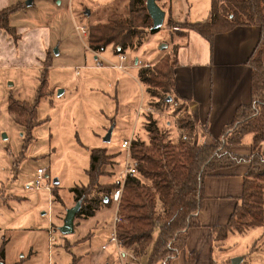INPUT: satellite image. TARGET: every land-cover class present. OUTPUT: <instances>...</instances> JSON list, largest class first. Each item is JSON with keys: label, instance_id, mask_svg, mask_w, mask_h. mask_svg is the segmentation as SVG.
Segmentation results:
<instances>
[{"label": "rangeland", "instance_id": "obj_1", "mask_svg": "<svg viewBox=\"0 0 264 264\" xmlns=\"http://www.w3.org/2000/svg\"><path fill=\"white\" fill-rule=\"evenodd\" d=\"M16 3L22 7L10 15V30L0 28V246L6 239L5 264L20 259L24 264H150L153 244L131 260L129 250L118 249L121 246L112 241L115 202L101 206L94 216L75 219L73 233L63 234L60 228L76 205L71 188L89 183L92 149L114 155L115 162L100 177L101 183H112L124 168L127 151L122 143L134 136L148 141L151 118L163 124L160 129L167 138L177 140V126L187 119L183 101L176 103L175 92H168L164 95H170L169 101L157 107L158 98L139 80L138 68L166 56L174 59L175 43L184 36L169 26V19L205 21L211 0H158L166 11L165 22L122 53L127 58L125 71L113 67L120 62L113 45L99 56L88 37L91 26L115 14L126 15L130 0H0V10ZM140 21L137 18V27ZM49 57L45 77L50 93L39 102L41 122L30 129L33 138L26 140L28 131L9 114L10 101H34ZM252 140L253 134H248L242 147ZM38 168L46 170L52 188L59 180V200L52 191L36 187ZM216 241L212 264H233L236 257L243 258L240 264H264L263 226L230 232Z\"/></svg>", "mask_w": 264, "mask_h": 264}, {"label": "trees", "instance_id": "obj_2", "mask_svg": "<svg viewBox=\"0 0 264 264\" xmlns=\"http://www.w3.org/2000/svg\"><path fill=\"white\" fill-rule=\"evenodd\" d=\"M146 2L130 0L126 15L115 14L108 22L91 26L88 37L90 48L102 51L113 45L115 52L122 54L136 43L139 45L145 32L158 30L152 28L153 20ZM21 7V3H16L0 10V28L10 30V15ZM137 18H141L138 27ZM168 24L181 36L194 30L210 43L217 34L238 26H258L260 38L248 59L251 102L237 108L232 121L225 125L213 143L194 141L197 126L190 114L184 117L187 119L180 120L177 126L179 136L175 142L167 138L165 131L152 118L147 125L149 140H131L130 152L137 173L129 174L125 181L119 203L121 221L116 226V236L120 246L131 253V260L146 254L153 244L150 264H172L186 247L188 230L200 225L197 214L203 205L207 176L240 163H249L244 175L243 192L227 224L216 227V239H224L230 232L243 233L250 228L264 227V0H211L209 16L205 21L179 23L170 18ZM49 62L50 57L43 69V80L34 101L15 98L10 101L9 114L28 131L29 139L26 140L33 138L30 129L41 122L37 113L39 102L50 93L45 77V71L51 65ZM177 66L176 53L174 59L166 56L156 64L139 69V80L153 97L158 98L155 101L157 107L169 101L170 95L165 96V93L175 92ZM184 107L186 111V103ZM248 134H253L249 153H237L234 149L244 144ZM113 159L114 155L106 149L91 150L87 170L89 183L71 188L75 203L81 205L76 219L94 216L101 206L114 202L113 193L120 187L119 181L100 182V177L106 175L104 168L114 163ZM57 185H53L52 193L59 200ZM6 244V239H3L0 264H5ZM195 262L193 252L186 256L185 264ZM13 264H24V259Z\"/></svg>", "mask_w": 264, "mask_h": 264}, {"label": "crops", "instance_id": "obj_3", "mask_svg": "<svg viewBox=\"0 0 264 264\" xmlns=\"http://www.w3.org/2000/svg\"><path fill=\"white\" fill-rule=\"evenodd\" d=\"M259 38L258 26H238L217 34L212 43L194 30H189L183 41L175 43L178 46V66L174 81L176 103L181 100L182 105L186 103L187 114L191 115L197 126L196 142L213 143L225 125L232 121L237 108L251 102V68L248 59ZM92 52L99 56L101 53ZM121 55L118 54L120 62L113 63V67L125 71L123 62L126 63L127 59H121ZM138 62L140 60L136 59L135 64ZM128 63L130 66L133 64L131 61ZM115 65H123V68ZM148 65L152 64L145 63L138 69ZM156 111L164 114L155 108ZM168 124L171 122L168 121ZM158 125L161 128L163 124ZM178 136L179 131L176 130ZM133 138L136 137L130 140ZM250 144L234 150L247 154ZM248 168L249 163L245 162L207 176L203 205L197 214L200 225L188 230L186 247L173 259L172 264H185L186 256L192 252L196 256L195 264H212L213 245L217 242L216 227L227 224L233 213L242 195L244 175Z\"/></svg>", "mask_w": 264, "mask_h": 264}, {"label": "built area", "instance_id": "obj_4", "mask_svg": "<svg viewBox=\"0 0 264 264\" xmlns=\"http://www.w3.org/2000/svg\"><path fill=\"white\" fill-rule=\"evenodd\" d=\"M77 29L80 30L82 32V34H84V35L87 34V29L84 26H81V27L78 26ZM121 59L126 60L127 58L125 55H121ZM97 65L103 66L102 61L101 62L98 61ZM115 66L119 67V68H123V65H115ZM122 147L125 148L127 151L126 160H125L124 168H123V170L120 173V176L118 178V181L120 183V187L118 189H116L113 193V200H114L115 204L117 205V211H116V215L114 217V228H113L114 229V235H113L112 241L117 246H120V244H119V241H118L117 236H116V226H117L118 222L121 221V215L119 213V203L121 200L123 188H124L125 181H126L128 175L137 173V170L135 167V161L131 157V152H130L131 140H125L122 143ZM35 184H36V187L39 189H44V190L49 191V192L52 191V187L50 185V179H49V177L46 173V170L44 168H38ZM50 233L52 234V232H50ZM53 240H54V237L51 235L50 241H53Z\"/></svg>", "mask_w": 264, "mask_h": 264}, {"label": "water", "instance_id": "obj_5", "mask_svg": "<svg viewBox=\"0 0 264 264\" xmlns=\"http://www.w3.org/2000/svg\"><path fill=\"white\" fill-rule=\"evenodd\" d=\"M146 6L153 20L152 28L159 29L165 22L166 11L158 4L157 0H147ZM110 134L111 131L108 133V136L106 137L108 140H110ZM58 183L59 180L55 179L54 184H58ZM80 206H81L80 203H76V205L73 208L68 210L67 215L65 216L64 219V223L60 228L63 234H70L75 231V219L80 209ZM242 260H243L242 257H236L233 259V264H240Z\"/></svg>", "mask_w": 264, "mask_h": 264}]
</instances>
